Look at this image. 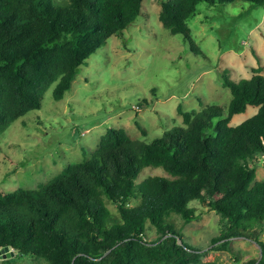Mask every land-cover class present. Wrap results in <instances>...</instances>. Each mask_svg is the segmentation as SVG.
Instances as JSON below:
<instances>
[{"label":"trees","instance_id":"obj_1","mask_svg":"<svg viewBox=\"0 0 264 264\" xmlns=\"http://www.w3.org/2000/svg\"><path fill=\"white\" fill-rule=\"evenodd\" d=\"M232 1L161 0L159 18L173 34L192 41L187 20L198 4ZM143 2L0 0V134L40 108L54 82V97L62 99L87 59L136 21ZM262 71L257 67L238 81L222 75L233 93L227 111L218 104L198 111L179 105L184 124L151 142L110 127L91 157L39 187H0V248L43 258L44 264H223L204 260L202 249L185 242L171 219L173 214L186 222L198 219L191 202L199 200L222 217L213 244L230 249L231 238H251L262 255L244 264H264V180L257 179L264 156ZM249 105L258 111L232 124ZM148 166L168 175L139 182ZM151 227L158 233L152 239Z\"/></svg>","mask_w":264,"mask_h":264},{"label":"rangeland","instance_id":"obj_2","mask_svg":"<svg viewBox=\"0 0 264 264\" xmlns=\"http://www.w3.org/2000/svg\"><path fill=\"white\" fill-rule=\"evenodd\" d=\"M160 11L161 0H144L136 21L87 59L62 99L54 97V82L44 92L40 108L0 134L2 189L37 188L48 182L68 165L91 157L110 127H123L133 139L151 142L184 124L179 105L198 111L218 104L227 111L233 93L222 75L238 81L251 77L257 67L264 73V4L200 2L187 20L192 41L173 34L160 20ZM145 101L149 104L142 106ZM257 111L258 106L249 105L231 123L239 124ZM257 163V179L264 180V156ZM150 175L168 173L148 166L138 181ZM109 205L117 211L115 204ZM191 205L198 219L186 222L178 214L171 219L185 242L202 249L204 260L244 264L261 257L260 244L245 236L231 238L230 249L213 244L223 228L221 215L199 200ZM149 231L150 239L158 235L154 227ZM44 263L43 258L18 256L16 251L0 255V264Z\"/></svg>","mask_w":264,"mask_h":264},{"label":"water","instance_id":"obj_3","mask_svg":"<svg viewBox=\"0 0 264 264\" xmlns=\"http://www.w3.org/2000/svg\"><path fill=\"white\" fill-rule=\"evenodd\" d=\"M4 254V255H8V256H12V255H15V251L9 247V246H6V247H3L1 250H0V255L1 254Z\"/></svg>","mask_w":264,"mask_h":264}]
</instances>
